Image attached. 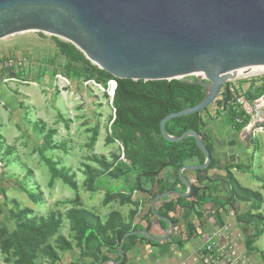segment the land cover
I'll return each instance as SVG.
<instances>
[{"label":"rangeland","instance_id":"rangeland-1","mask_svg":"<svg viewBox=\"0 0 264 264\" xmlns=\"http://www.w3.org/2000/svg\"><path fill=\"white\" fill-rule=\"evenodd\" d=\"M57 42L69 44L37 32H25L0 41V58H10L22 64L11 72L0 73V243H5L16 230L11 212L27 209L30 218L47 217L54 213L61 216L62 223L47 242L38 243L34 264H95L98 260L95 245L91 246L93 250H89L85 243L78 242L66 216L68 210H88L103 224L110 214L117 213L125 225L140 228L151 206V199L135 191L136 172L119 179L101 176L95 183V191L87 189L85 167L104 170L92 158H104L115 167L125 162L124 149L111 131L114 110L107 87L95 80L87 81L85 75L75 77V73L87 68L66 61ZM59 74L65 80L57 79ZM8 78L14 80L4 84ZM226 87H237L236 94L240 92L249 102L257 104L254 118L247 117L248 126L238 133L234 129L231 112L242 113L236 109L232 96L230 103L222 106L223 93L214 105L202 112V119L208 133L216 140V146L217 143H235L240 138L248 145L252 135V143L256 145L255 155L251 157L245 153L241 160L248 167L236 168L242 172L249 171L243 175L246 179H241V184L259 192L264 202V72L236 76ZM248 93L252 94L251 99L247 98ZM39 125L45 126L44 132L39 131ZM49 130L56 131L53 139L46 137ZM109 138L113 143L108 142ZM48 141H52L50 147L56 145V148L47 149L46 158L55 162L59 169L69 170L75 176L76 189L59 179H52L40 153ZM228 166L232 165L224 166L223 170ZM211 174L212 171L209 178L214 181ZM184 175L191 183L195 182L194 173ZM224 194L221 191L220 195ZM247 206L243 203L236 210H231L235 217L234 229L242 234L239 242L241 254L249 264H264V221L260 228L262 236L248 246L247 242L253 239L255 225L242 227L236 220L237 212L242 213ZM263 213L264 205L254 212L264 217ZM176 217L179 219L180 215ZM183 227L180 218L174 233L184 235ZM153 233L159 238L166 235L157 225ZM60 238L70 244L69 251L64 252ZM46 246L54 249L59 256L58 262L54 263L45 255ZM2 250L1 247L0 264H15L13 253ZM197 264L203 263L198 259Z\"/></svg>","mask_w":264,"mask_h":264},{"label":"trees","instance_id":"trees-1","mask_svg":"<svg viewBox=\"0 0 264 264\" xmlns=\"http://www.w3.org/2000/svg\"><path fill=\"white\" fill-rule=\"evenodd\" d=\"M57 47L66 61L87 68L83 72L75 73V77L80 78L85 75L87 81L95 80L105 87L111 81H115L117 84L111 101L114 110L111 131L115 140L124 149L125 162H120L114 167L104 158H92V161L104 170L101 172L89 166L85 167L87 189L95 191V183L101 176L107 175L109 178L119 179L126 174L136 172L135 191L148 195L151 203L157 196L168 191L186 192V186L179 179V170L187 165L204 164L205 156L192 137L181 143L165 141L160 133V123L169 114L196 107L204 99L206 89L193 83L192 79L149 82L117 79L93 66L73 45L57 42ZM247 98L251 99L252 94L248 93ZM230 101L231 95L227 100V96L224 94L221 104L225 107ZM231 120L238 133L249 124V118L235 112H231ZM39 126V131L44 132L45 126ZM165 129L166 133L172 137H179L189 131L197 132L211 155L207 176H201L199 171L189 172L195 174V182L192 183V193L189 197H167L156 204L158 205L157 213L169 219L174 226L178 225L181 218L184 235L174 233L163 243L152 241L141 234L129 235L136 231H144L157 238L153 233V228L156 225L165 233L169 232V224L156 218L151 206L142 220L144 228H131V226L125 225L123 218L117 213L110 214L108 221L103 224L99 217L88 210L70 209L66 216L71 221L72 230L76 233L78 242L85 243L86 247L90 248L89 250H93L91 246L95 245V253L98 256L95 264H131L129 256L131 250L142 243L162 248V256H165L171 246L184 245L194 238L197 227L205 223L204 213L206 210H211L213 215H221L228 213L229 210H236L239 204L243 203L248 206L242 213L237 212L238 225L242 227L255 225L253 239L249 240L247 245L250 246L254 239L262 236L263 231L260 228L263 225L264 217L261 214H254L264 205L262 195L259 192L243 188L237 182L231 173L234 166L225 167L226 175L223 181H212L209 178L211 171L218 166V162L214 158L216 142L207 131V126L202 119V112L173 119L166 124ZM55 135L56 131L49 130L46 137L53 139ZM108 142L113 143V140L109 138ZM51 144L52 141H48L40 153L52 179H59L72 189H76L75 176L71 175L69 170L59 169L55 162L46 158L47 149L56 148V145L50 147ZM240 168L242 169V167ZM168 170H170L169 173H167ZM107 172L108 174H106ZM186 173L188 172H184V174ZM221 191H224L225 194L220 195ZM29 214L30 211L27 209L11 212L10 216L16 223V230L9 235L8 240L3 243L4 246L0 243V248L2 247L4 253H13L16 258L15 264H34L38 243L47 242L62 223L61 216L54 213L47 217L32 218L29 217ZM179 215L180 218L177 219L176 216ZM195 221L198 225L195 224ZM126 235L128 236L122 244ZM59 242L64 245L62 247L64 252L70 250V244L64 242V239L60 238ZM44 253L54 263L59 261V256L51 247L46 246ZM122 257L123 260H121Z\"/></svg>","mask_w":264,"mask_h":264},{"label":"water","instance_id":"water-1","mask_svg":"<svg viewBox=\"0 0 264 264\" xmlns=\"http://www.w3.org/2000/svg\"><path fill=\"white\" fill-rule=\"evenodd\" d=\"M25 32L66 41L117 79H192L206 89L196 107L169 114L160 123L165 141L192 137L205 156L204 164L179 170L186 192L168 191L151 203L153 215L169 224V232L162 239L144 231L129 234L165 242L175 226L157 213L156 204L167 197H189L192 183L184 172L205 177L211 163L197 132L172 137L166 124L209 109L223 93L229 100L226 85L238 71L249 74L264 67V0H0V41Z\"/></svg>","mask_w":264,"mask_h":264},{"label":"crops","instance_id":"crops-1","mask_svg":"<svg viewBox=\"0 0 264 264\" xmlns=\"http://www.w3.org/2000/svg\"><path fill=\"white\" fill-rule=\"evenodd\" d=\"M252 139V135L250 134L248 145H246L244 141H242V138H240L235 143H217L214 158L217 160L218 166L212 171L211 174L214 181H222L225 177V171L223 170V167L232 165L234 166V168L231 170V173L233 174L237 182L243 188L247 189L245 185H242L243 183L241 184L240 180L242 179L245 181L246 178L243 175L248 174L249 171L242 172L241 170L237 169L236 166L245 168L248 167V165L242 163L241 158L243 157V155H245V153H248V155L251 157L255 155L256 145L252 143ZM262 150L264 152V147L262 148ZM232 212L233 211L229 210L228 213L213 215L211 210H206V212L204 213L205 223L197 227V233L194 238L184 245L171 246L165 256H162L163 250L160 247H151L144 243L135 246L129 254L131 264H197V251L200 247L202 238L206 234H209L215 230L222 229L225 225H229L232 233H234V236L237 235L242 237V234L238 230L234 229L235 217L232 216ZM195 224L198 225L197 222H195ZM144 227V223L141 224L140 228ZM158 228L161 231V228L159 226ZM163 237H157V239H162Z\"/></svg>","mask_w":264,"mask_h":264},{"label":"built area","instance_id":"built-area-1","mask_svg":"<svg viewBox=\"0 0 264 264\" xmlns=\"http://www.w3.org/2000/svg\"><path fill=\"white\" fill-rule=\"evenodd\" d=\"M22 65L12 59L0 58V73L3 71H12L14 68ZM59 80L63 79L62 75L56 76ZM14 79L4 80V84ZM117 84L111 81L107 86V93L111 101L113 100ZM238 88L230 89L231 96L235 98V106L245 117L254 118V113L258 106L256 103L249 102L242 93H235ZM230 226L225 225L222 229L215 230L206 234L197 251V257L203 264H249L247 259L241 254L239 242L241 236H234Z\"/></svg>","mask_w":264,"mask_h":264},{"label":"bare ground","instance_id":"bare-ground-1","mask_svg":"<svg viewBox=\"0 0 264 264\" xmlns=\"http://www.w3.org/2000/svg\"><path fill=\"white\" fill-rule=\"evenodd\" d=\"M261 72H264V67H262V68H254V69H252V71L249 74H245V73H243V71H238L236 73V76H239V75L246 76V75H251V74H254V73H261Z\"/></svg>","mask_w":264,"mask_h":264}]
</instances>
